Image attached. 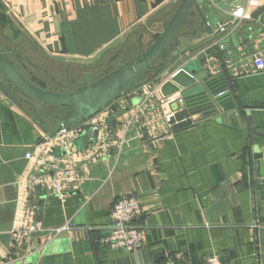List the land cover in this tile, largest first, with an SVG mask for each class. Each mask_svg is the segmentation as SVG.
Here are the masks:
<instances>
[{"label":"crops","instance_id":"0c3cea01","mask_svg":"<svg viewBox=\"0 0 264 264\" xmlns=\"http://www.w3.org/2000/svg\"><path fill=\"white\" fill-rule=\"evenodd\" d=\"M178 2L0 0V32L12 42L16 57L27 36L43 53L65 63L60 76H50V85L30 70L37 84L74 89L87 76L94 81L130 60L135 48L146 51ZM227 5L229 10L209 0L214 10L208 17L211 31L202 28L197 12L189 19L175 41L178 54L158 76L166 79L211 51L208 63L213 73L222 74L225 62L231 65L236 91L254 107L243 109L241 116L233 112L207 118L186 105L176 112L173 133L151 143L138 125L126 129L134 106L142 101L138 87L116 99L107 105L111 113L104 122L109 134L124 137L127 146L86 167L77 165L78 181L64 199L55 194L43 197L36 189V222L42 230L31 236L35 250L27 255L11 253L20 195L17 180L26 168V153L58 124L34 115L0 87V264H167L178 253L186 264H204L213 253L233 264H264V133L254 131L264 128V71L238 74L253 54L264 50V0ZM239 6L247 8L243 21L230 12ZM234 34L240 46L231 41L222 50L219 42ZM217 50L220 56L215 58ZM17 59L27 67L26 56ZM164 110L157 107L155 114ZM96 117L81 123L84 131ZM147 124L155 123L150 119ZM125 195L137 196L145 210L137 221L146 231L139 253L101 244L111 232L114 204ZM64 225L72 227L53 232Z\"/></svg>","mask_w":264,"mask_h":264},{"label":"water","instance_id":"95a60500","mask_svg":"<svg viewBox=\"0 0 264 264\" xmlns=\"http://www.w3.org/2000/svg\"><path fill=\"white\" fill-rule=\"evenodd\" d=\"M211 1L229 10L227 2L233 3L235 0ZM196 12L201 19L202 28L205 26L211 31L208 17L214 10L209 6V0H179L166 27L146 51L137 52L135 48L130 60L118 63L113 70L99 75L94 81L87 76L85 80L80 81V86L74 89L67 85L65 90L56 91L40 86L14 63L10 57L13 53L10 47H6V50L0 49V78L7 83L3 92L18 103L31 107L34 115L53 119L58 128L61 125H78L139 87L149 75L159 74L178 54L175 51V41ZM261 19L264 21V17ZM231 41L237 47L240 46L235 34L233 38L219 42L218 46H223L222 50H226ZM17 57L24 59L20 53H17ZM211 58L212 52L207 51L204 56L195 58L174 71L161 83L160 96L172 97L179 94L191 110L202 112L207 118L227 117L233 112L241 116L243 109L252 108L254 105L247 103L239 90L235 94H220L226 86L218 82L221 74L213 73L212 66L208 63ZM53 113L58 117L52 115ZM254 131L264 133V128H254ZM97 135V129L85 130L76 142L78 149L91 146ZM56 153L59 154L60 151ZM36 189L43 197L53 194L51 190L41 186Z\"/></svg>","mask_w":264,"mask_h":264},{"label":"built area","instance_id":"2783aa9c","mask_svg":"<svg viewBox=\"0 0 264 264\" xmlns=\"http://www.w3.org/2000/svg\"><path fill=\"white\" fill-rule=\"evenodd\" d=\"M230 12L239 21L248 18L247 8L244 6H239ZM220 30L225 31L226 27L221 26ZM224 67L225 70H228L231 65H227L225 62ZM262 71H264V50L253 54L249 66L238 74ZM166 79L157 75L138 87L137 92L142 95V101L134 106L132 115L126 121L127 130L138 125L144 134H149L151 143L159 137H168L173 133L174 126L178 123L175 120L176 112L186 107L184 98L181 96L164 97L159 95L161 83ZM230 86H235V76H233ZM230 86L220 94L232 93ZM173 104L175 108L171 109ZM157 107L165 110L160 114L157 112L155 114ZM110 113L111 107L106 106L95 114L97 117L92 120L89 128L97 129L98 135L94 143L85 149L79 150L76 144L84 132L83 124L80 123L75 126L61 125L54 133H43L33 149L26 153L27 165L17 180L20 195L17 200L15 227L12 230L11 253L14 256H19L20 253L27 255L28 252H33L35 248L30 242L31 236L42 230L41 224L36 222L38 208L33 199L37 186L47 188L59 198L64 199L67 190L74 188L78 181L77 165L86 167L89 163L107 158L113 151L120 154L127 146L124 137L117 139L109 134L104 121ZM197 117L198 114L192 115L190 118ZM150 119L155 123L154 126H148L147 122ZM56 151H60L59 156L56 155ZM144 213V207L137 196L125 195L120 197L111 211V232L101 240V244L112 249L139 253L146 241V231L137 221ZM70 225L53 229V232L59 233L63 230H69L72 227ZM167 264H186V262L183 254L178 253L174 258H169ZM204 264L233 263L213 253L205 259Z\"/></svg>","mask_w":264,"mask_h":264},{"label":"rangeland","instance_id":"374dc122","mask_svg":"<svg viewBox=\"0 0 264 264\" xmlns=\"http://www.w3.org/2000/svg\"><path fill=\"white\" fill-rule=\"evenodd\" d=\"M1 11V8H0ZM8 15H12L11 12H8ZM14 19V17H13ZM8 39L2 35L0 32V49L6 50V47H10L12 42H8ZM21 47L17 49L18 52L22 53V55L26 56L27 61L25 63L27 64V67H23L22 63L17 59L16 55L12 53L10 55L11 59L14 61L15 64L26 74L27 76H30L29 71L31 70L34 75L40 76L48 81V84L50 85V76H60L62 72L65 70V63L59 61L56 58H52L48 56L47 54L43 53L36 45L32 43V41L26 36L22 42ZM61 62V63H60ZM171 65V64H170ZM153 75H149V77H152ZM55 88V87H54ZM54 88H47L51 90L59 91L58 89ZM64 90V89H61ZM24 107H26L29 111L31 107L28 105L26 106L24 104Z\"/></svg>","mask_w":264,"mask_h":264},{"label":"trees","instance_id":"16d2710c","mask_svg":"<svg viewBox=\"0 0 264 264\" xmlns=\"http://www.w3.org/2000/svg\"><path fill=\"white\" fill-rule=\"evenodd\" d=\"M215 55L217 56V57H219L220 56V52L217 50L216 52H215ZM17 65V64H16ZM158 75V73H156V74H153V76L152 77H155V76H157ZM1 79V78H0ZM233 79V76L230 74V72L228 71V70H224L223 71V73L221 74V76L218 78V82L219 83H223V84H225V86H226V88L227 87H229L230 86V82H231V80ZM31 80L33 81V82H35V83H38L39 81H37L36 80V78L35 77H33V76H31ZM148 80V79H147ZM146 80V81H147ZM145 82V81H144ZM0 87H2V88H5L6 86H4L3 84H2V82L0 81ZM231 87V86H230ZM231 92L233 93V94H235L236 93V89H235V86L234 87H231ZM236 96V95H235ZM237 97V96H236ZM237 99H238V97H237Z\"/></svg>","mask_w":264,"mask_h":264},{"label":"flooded vegetation","instance_id":"af4514ba","mask_svg":"<svg viewBox=\"0 0 264 264\" xmlns=\"http://www.w3.org/2000/svg\"><path fill=\"white\" fill-rule=\"evenodd\" d=\"M110 70H113V69H110ZM108 73V72H107Z\"/></svg>","mask_w":264,"mask_h":264}]
</instances>
